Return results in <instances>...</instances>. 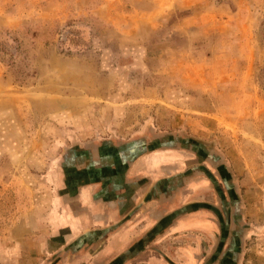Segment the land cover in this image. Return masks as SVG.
<instances>
[{"label":"rangeland","instance_id":"obj_1","mask_svg":"<svg viewBox=\"0 0 264 264\" xmlns=\"http://www.w3.org/2000/svg\"><path fill=\"white\" fill-rule=\"evenodd\" d=\"M156 135L211 154L220 255L264 264V0H0V264L75 150Z\"/></svg>","mask_w":264,"mask_h":264},{"label":"crops","instance_id":"obj_2","mask_svg":"<svg viewBox=\"0 0 264 264\" xmlns=\"http://www.w3.org/2000/svg\"><path fill=\"white\" fill-rule=\"evenodd\" d=\"M75 151L64 166L65 180L62 168L56 178L50 214L8 243L2 264L238 263L229 248L214 255L220 232L212 210H179L208 203L223 213L200 166L186 172L212 162L202 144L186 137L135 136L106 138L90 156ZM221 170L226 177L228 170ZM211 173L218 179L213 168ZM229 224L228 216V236Z\"/></svg>","mask_w":264,"mask_h":264},{"label":"water","instance_id":"obj_3","mask_svg":"<svg viewBox=\"0 0 264 264\" xmlns=\"http://www.w3.org/2000/svg\"><path fill=\"white\" fill-rule=\"evenodd\" d=\"M198 166H200V170H202L206 176L209 178V180L212 182L217 194H218V197L221 201V203H224L225 202V196H224V193L220 187V184L218 182V180L214 177V175H212V173L202 164H197L195 166H192L190 167L189 169H187L186 172L190 171L192 168H197ZM197 203H192V204H189V205H186L184 207H182L181 209H179L180 211H183V210H188L192 207H199V206H203V207H206V208H209L210 210H212V212L215 214V216L218 218L219 220V239H218V243H217V246H216V249L214 251V255H217L216 252L218 250V252L220 251L219 248H222L227 236H228V226H226V222L228 221V213L225 211L224 207L222 209L223 214L221 212V210L219 208H217L216 206H213L211 204H208V203H202L201 205H198L196 206ZM225 223V225H223L222 223ZM88 232L90 231H87V232H84L83 234H80L76 239L75 241L78 239V240H81L83 238H85V236L87 234H89ZM74 241V242H75Z\"/></svg>","mask_w":264,"mask_h":264}]
</instances>
